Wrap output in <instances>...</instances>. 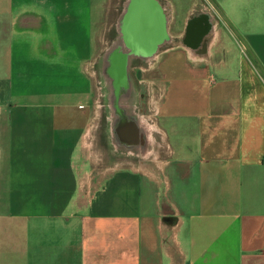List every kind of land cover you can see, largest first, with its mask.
Instances as JSON below:
<instances>
[{"label":"crops","instance_id":"crops-1","mask_svg":"<svg viewBox=\"0 0 264 264\" xmlns=\"http://www.w3.org/2000/svg\"><path fill=\"white\" fill-rule=\"evenodd\" d=\"M122 3L0 0V264H264V0H212L203 48L156 55L141 169L101 176L89 108Z\"/></svg>","mask_w":264,"mask_h":264},{"label":"rangeland","instance_id":"rangeland-1","mask_svg":"<svg viewBox=\"0 0 264 264\" xmlns=\"http://www.w3.org/2000/svg\"><path fill=\"white\" fill-rule=\"evenodd\" d=\"M159 1L162 3L166 18L169 19L168 32L170 36L174 35L177 37L174 42L176 45H183L186 23L188 22L187 20L185 21V16L188 11H190L189 19L207 14L213 26L218 24L212 0H209L210 4H207V0ZM124 2L126 4L127 0H123L122 5L118 6L117 10L119 12H116L115 16L122 13L125 8ZM190 2L196 3L192 9L189 6ZM113 24H115L114 21L110 23V30L105 32L107 37H104L101 43V50L105 47L109 52L101 53L99 68L97 71L95 70L96 75L99 74V77L96 78L93 91V104L89 108V114L91 115L90 125L96 127L93 135L96 147L94 154L100 160L99 170L101 176L108 175L111 172L113 166H107L109 160L112 164L116 162L117 168H119V164L124 160L129 162L131 161L130 159H134L131 163L136 165L135 169L138 170V166L141 169L139 163L142 161V153L146 152V148L142 152L139 149L146 144L145 141H148L144 133L145 130L143 131V120L149 125H154V114L158 104L159 89L161 88L158 75L152 68V64H155L156 61L152 60V64H143L136 61L130 64L132 55L126 54L125 57H122L118 54L117 51L121 48V44L118 41L112 43V40L119 35L117 31L118 22L116 27ZM204 40L206 43L209 42V39ZM202 46L204 45H200V47ZM115 56L122 59V61L126 60L128 64L125 69L122 68L121 70L123 80L120 87H115L113 78L109 75V69L112 65L109 60ZM136 127L144 133L143 144L139 143V137L136 138L138 135L135 136L133 134ZM128 128L131 130V135H129L131 140H124L121 131L124 129L128 131ZM133 136H135V139H133ZM152 137L154 140V136ZM90 138L88 141H91ZM88 153V150L84 151V156L87 157ZM144 156L147 157L146 155ZM127 166L130 167L131 165Z\"/></svg>","mask_w":264,"mask_h":264},{"label":"flooded vegetation","instance_id":"flooded-vegetation-1","mask_svg":"<svg viewBox=\"0 0 264 264\" xmlns=\"http://www.w3.org/2000/svg\"><path fill=\"white\" fill-rule=\"evenodd\" d=\"M148 1L149 9L152 8L154 10V8H157L155 13L156 16L154 14H145L144 5V9H142L143 1H139V10L145 15H139V40H133L132 43L129 42L130 33H133L130 26L131 22L134 20L130 14L133 0H129L125 6L124 13L121 15L117 25L119 35L112 40V43L118 41L121 44V48L117 52L132 55L130 64H133L134 61L143 64H151L152 60L155 61L156 55L172 47L177 38L170 36L168 32L169 19L166 18L162 3L159 0ZM133 6H135V3H133ZM191 20L186 24L183 44L189 47L204 45L206 43L204 40L205 38H200V34L205 32L210 33L211 30H213V26H208L205 17H198L197 20ZM138 26H134V28ZM123 62L126 63L127 67L128 64L126 60Z\"/></svg>","mask_w":264,"mask_h":264},{"label":"bare ground","instance_id":"bare-ground-1","mask_svg":"<svg viewBox=\"0 0 264 264\" xmlns=\"http://www.w3.org/2000/svg\"><path fill=\"white\" fill-rule=\"evenodd\" d=\"M139 1H144V0H133V2H132L131 11H130V14L132 15V18H134V14H135L136 9L139 8V5H138L139 4ZM145 1L146 2H149L148 0H145ZM133 3H135V6H133ZM133 21L131 22V24L133 23ZM138 23H139V20H138ZM207 24H208V26H211V27L213 26V25H211V22L210 21L207 22ZM138 25H136V24L134 25V23H133V26L130 25L131 26V29H132V32H133V33H130V37H129L130 38L129 39L130 40L129 42H131V43H132L133 40H136V41H137V39L139 40V26ZM134 26H138V27H135L134 28ZM134 30L137 31V32H135ZM118 54L120 56H122V57H125V55H126L124 53H119V52H118ZM109 61L112 63V65H111V67L109 69V75L113 78V83H114L115 87H120L121 84H122L121 81L123 80V76H122L121 70H122V68H124V69L126 68V63L125 62L123 63L122 59L118 58L117 56H115L113 58H110ZM143 126H144L143 127V131L145 130L144 133L147 136L148 143L151 144L153 142V137H152L153 136V132L156 131V128L153 125H149L145 120H143ZM139 130L140 129H138V127H136L134 129V131H133V134L135 136L138 135L136 138L139 137V143L140 144H143V141L142 140H143L144 133H143L142 130H140V131ZM123 133H124V131H121V135ZM93 134H94V132H93ZM129 135H131V130L128 128L127 134H124L122 138L123 139H127V140H131V138H129ZM135 136H133V139H135L134 138ZM147 155L148 154H146V156Z\"/></svg>","mask_w":264,"mask_h":264},{"label":"water","instance_id":"water-1","mask_svg":"<svg viewBox=\"0 0 264 264\" xmlns=\"http://www.w3.org/2000/svg\"><path fill=\"white\" fill-rule=\"evenodd\" d=\"M143 5H144V8H145V14H154L155 15V13H156V11H157V8H154V10L152 9V8H150L149 9V4H148V2H146L145 0L142 2V9H144L143 8ZM143 15V12L142 11H140L139 10V8L138 9H136V11H135V14H134V23L136 24V25H138L139 23H138V20H139V15ZM143 16H145V15H143ZM156 16V15H155ZM132 26H133V23L131 24ZM135 34V33H134ZM137 37V36H136ZM124 63V62H123Z\"/></svg>","mask_w":264,"mask_h":264}]
</instances>
